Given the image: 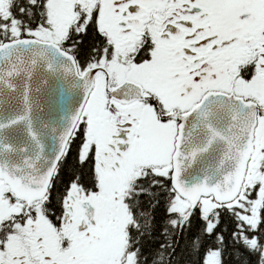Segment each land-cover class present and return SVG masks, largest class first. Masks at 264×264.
Instances as JSON below:
<instances>
[{
    "label": "snow or ice",
    "instance_id": "1",
    "mask_svg": "<svg viewBox=\"0 0 264 264\" xmlns=\"http://www.w3.org/2000/svg\"><path fill=\"white\" fill-rule=\"evenodd\" d=\"M0 264H264V0H0Z\"/></svg>",
    "mask_w": 264,
    "mask_h": 264
}]
</instances>
